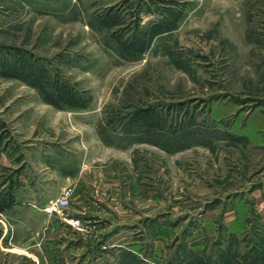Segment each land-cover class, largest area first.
<instances>
[{
  "label": "rangeland",
  "instance_id": "374dc122",
  "mask_svg": "<svg viewBox=\"0 0 264 264\" xmlns=\"http://www.w3.org/2000/svg\"><path fill=\"white\" fill-rule=\"evenodd\" d=\"M79 164L93 221H158L171 262L264 264V0H0V264H74L43 208Z\"/></svg>",
  "mask_w": 264,
  "mask_h": 264
},
{
  "label": "crops",
  "instance_id": "0c3cea01",
  "mask_svg": "<svg viewBox=\"0 0 264 264\" xmlns=\"http://www.w3.org/2000/svg\"><path fill=\"white\" fill-rule=\"evenodd\" d=\"M89 167L84 165L83 169L80 164L77 165V170H73V175L70 182L64 184L60 181L57 198L63 189L70 187L73 190V197L70 209H73L71 216L74 219H79L85 223V226L91 231L87 235L75 232L71 226L67 224L55 223L51 232L47 236V241L50 243L57 242V247H60V238L66 236V230L70 229L73 232L72 250L75 254L74 264H117L122 259L126 258L125 253L132 252L136 256L133 257L138 264H191L188 261L171 262L165 254H163V245L160 242L161 233L158 221L151 220L148 223H142L137 228L133 229L134 225L128 222H110L99 223L93 221L94 215H100L103 209L96 206L91 195L90 174H87ZM47 180L39 179H24V189L30 193L31 198L44 199L48 196L43 195L44 186L47 185ZM56 198V199H57ZM77 201V204L76 202ZM73 205H76L75 207ZM132 231V232H131ZM138 231L139 235L133 237L134 232ZM133 240V241H132ZM136 240V241H134ZM199 246V245H197ZM201 247H196L194 250L201 253ZM201 255V254H200ZM61 259L66 256H60Z\"/></svg>",
  "mask_w": 264,
  "mask_h": 264
},
{
  "label": "built area",
  "instance_id": "2783aa9c",
  "mask_svg": "<svg viewBox=\"0 0 264 264\" xmlns=\"http://www.w3.org/2000/svg\"><path fill=\"white\" fill-rule=\"evenodd\" d=\"M72 197L73 190L71 188L63 189L59 198L50 201L44 206L43 212L49 216H58L64 223L71 226L73 229L80 232H85L86 227L84 226L83 222H81L79 219L69 217V215L66 213V211L71 207Z\"/></svg>",
  "mask_w": 264,
  "mask_h": 264
},
{
  "label": "trees",
  "instance_id": "16d2710c",
  "mask_svg": "<svg viewBox=\"0 0 264 264\" xmlns=\"http://www.w3.org/2000/svg\"><path fill=\"white\" fill-rule=\"evenodd\" d=\"M15 205V201L13 198H5L3 201L0 200V212H4L7 209H11Z\"/></svg>",
  "mask_w": 264,
  "mask_h": 264
}]
</instances>
